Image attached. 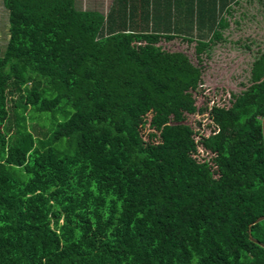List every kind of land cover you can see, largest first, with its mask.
Here are the masks:
<instances>
[{"label": "trees", "instance_id": "1", "mask_svg": "<svg viewBox=\"0 0 264 264\" xmlns=\"http://www.w3.org/2000/svg\"><path fill=\"white\" fill-rule=\"evenodd\" d=\"M237 2L2 0L0 264H264V50L227 106L197 104Z\"/></svg>", "mask_w": 264, "mask_h": 264}, {"label": "rangeland", "instance_id": "2", "mask_svg": "<svg viewBox=\"0 0 264 264\" xmlns=\"http://www.w3.org/2000/svg\"><path fill=\"white\" fill-rule=\"evenodd\" d=\"M111 0H76L78 8H96L106 12ZM223 16L228 22L226 28H220L222 39L215 41L209 50L202 54L201 95L197 104L208 101L227 106L232 93H239L249 83L251 61L257 53L264 50V0H238L231 5L229 13ZM8 13L0 0V48L3 49L8 39ZM160 46L168 51H181L187 54L194 65H198L194 51L195 41L188 42L181 37L170 41L162 39ZM59 117V116H57ZM201 120L202 131L208 134L210 127L205 115H191L188 124L197 127ZM27 126L35 134L43 135L48 125H42L43 117L29 111Z\"/></svg>", "mask_w": 264, "mask_h": 264}, {"label": "water", "instance_id": "3", "mask_svg": "<svg viewBox=\"0 0 264 264\" xmlns=\"http://www.w3.org/2000/svg\"><path fill=\"white\" fill-rule=\"evenodd\" d=\"M261 128H262L263 141H264V116H263L262 119H261ZM263 219H264V215H261V216H259L258 218H256L255 222L261 221V220H263ZM249 238H250V240H252L253 242L258 243V244H260L261 246L264 247V244H263V243L259 242L258 240L254 239V238L251 237V236H250Z\"/></svg>", "mask_w": 264, "mask_h": 264}, {"label": "crops", "instance_id": "4", "mask_svg": "<svg viewBox=\"0 0 264 264\" xmlns=\"http://www.w3.org/2000/svg\"><path fill=\"white\" fill-rule=\"evenodd\" d=\"M110 4H111V2H110ZM110 4H109V5H110Z\"/></svg>", "mask_w": 264, "mask_h": 264}]
</instances>
